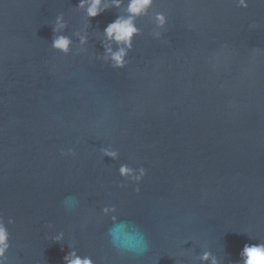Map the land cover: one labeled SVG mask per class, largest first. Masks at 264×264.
<instances>
[{"label": "water", "instance_id": "95a60500", "mask_svg": "<svg viewBox=\"0 0 264 264\" xmlns=\"http://www.w3.org/2000/svg\"><path fill=\"white\" fill-rule=\"evenodd\" d=\"M78 3L0 0L9 264H65L69 245L95 264H210L199 259L206 250L238 264L246 243L264 242V2L155 0L167 28L155 39L140 18L124 69L97 59L123 8L90 20L85 52L51 48L63 13L75 51L86 23ZM106 144L119 161L102 158ZM120 163L146 169L139 193ZM104 206L116 207V223Z\"/></svg>", "mask_w": 264, "mask_h": 264}, {"label": "clouds", "instance_id": "9594fccd", "mask_svg": "<svg viewBox=\"0 0 264 264\" xmlns=\"http://www.w3.org/2000/svg\"><path fill=\"white\" fill-rule=\"evenodd\" d=\"M250 0H231V3L238 9H248ZM264 2V0H261ZM155 0H79L77 9L84 10L86 23L84 27L73 33L78 38V46L73 50L72 37L65 35L64 32L68 27L64 14L61 13L55 17L52 24L53 37L51 40V48L65 56L70 54L79 55L85 52L89 37L87 28L90 25V20L95 18L106 10L116 8L124 9L123 14H118L116 19L110 22L103 29L102 47L103 54L99 55L97 59L109 64L113 69H124L129 63V53L134 47L135 37L141 35V29L137 25V21L142 17H149L154 30L151 35L155 39H161L163 31L168 25V16L165 12L156 11L154 9ZM191 25L189 28L191 29ZM256 25H249V28H254ZM258 49H253V52H258ZM102 158L108 157L113 161L120 160V152L112 144H106L99 149ZM62 156H74L75 152L72 148L67 151H61ZM118 175L131 184L137 185L135 191L140 192L139 184L142 182L147 172L144 167H132L128 163H120L118 168ZM128 185L120 183L119 187L124 188ZM101 213L105 217H110L113 223L117 222V209L114 206H104ZM13 218H7L0 214V264H9L8 252L11 247V234L8 225L14 224ZM49 228L52 225H48ZM65 239L63 231L57 232L51 237L54 243H62ZM249 239H252L249 237ZM187 242V241H186ZM185 242V243H186ZM71 249L64 257L65 264H95L91 256L80 255L75 247L70 246ZM142 251L147 252L148 247L145 246ZM240 260L238 264H264V242L246 243L239 253ZM202 262H210V264H221L220 260L210 251H204L199 257Z\"/></svg>", "mask_w": 264, "mask_h": 264}]
</instances>
